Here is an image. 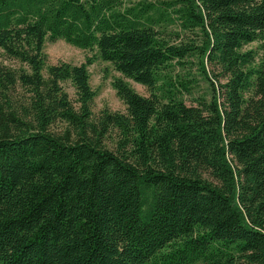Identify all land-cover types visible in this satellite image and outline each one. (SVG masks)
<instances>
[{
	"label": "trees",
	"instance_id": "obj_1",
	"mask_svg": "<svg viewBox=\"0 0 264 264\" xmlns=\"http://www.w3.org/2000/svg\"><path fill=\"white\" fill-rule=\"evenodd\" d=\"M123 5L0 0V264H264V0ZM96 57L149 95L94 115Z\"/></svg>",
	"mask_w": 264,
	"mask_h": 264
},
{
	"label": "rangeland",
	"instance_id": "obj_2",
	"mask_svg": "<svg viewBox=\"0 0 264 264\" xmlns=\"http://www.w3.org/2000/svg\"><path fill=\"white\" fill-rule=\"evenodd\" d=\"M158 0H124L123 6L133 5L138 2H156ZM175 28L169 26L167 31H172ZM174 38L171 37V40ZM255 44L247 45L246 47H253ZM44 53L46 56L45 63L46 65L57 64L58 62H67L70 64L78 65L84 63L87 57L95 55L96 51H90L88 49H83L78 46L72 45L62 39H57L55 41H46L44 44ZM187 63V68L184 70L179 69V67L174 68L171 73L184 75L189 71L192 75L195 76L197 84L193 87L192 94L184 95V101L186 104H193L194 98L198 95H203L207 93V83L206 80L201 77L197 70V62ZM87 70L89 74V84L92 90L95 92L91 109L94 115H97L101 110L108 109L114 112H125L124 102L117 95V92L113 86V82L122 78L133 90L141 95H149L146 87L135 82L130 78L123 77L120 72H118L113 65L105 60H102L98 57L93 59L91 64L87 65ZM66 91L68 92L71 98H74L73 88L69 85L65 86Z\"/></svg>",
	"mask_w": 264,
	"mask_h": 264
}]
</instances>
